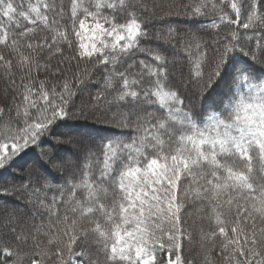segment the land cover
<instances>
[{
	"label": "snow or ice",
	"instance_id": "6c2138e0",
	"mask_svg": "<svg viewBox=\"0 0 264 264\" xmlns=\"http://www.w3.org/2000/svg\"><path fill=\"white\" fill-rule=\"evenodd\" d=\"M181 7L227 31L214 46L199 30L153 31L146 0H0V170L42 149L19 184H0L23 202L0 214V264H195L184 248L197 236L204 264L212 251L264 264V0ZM89 19L113 39L86 45ZM152 40L185 54L179 84L175 54ZM92 83L98 122L130 132L100 136V151L79 144L74 163L52 144L46 155L49 137L73 143L57 129L86 116L73 98Z\"/></svg>",
	"mask_w": 264,
	"mask_h": 264
},
{
	"label": "trees",
	"instance_id": "16d2710c",
	"mask_svg": "<svg viewBox=\"0 0 264 264\" xmlns=\"http://www.w3.org/2000/svg\"><path fill=\"white\" fill-rule=\"evenodd\" d=\"M146 2L148 4L149 9H151L154 13L157 14L155 19L149 21L150 26L155 25V27L152 29L153 31H159L162 27L166 28L167 26L170 25L173 28L179 29L181 36H185L190 32L199 30L200 34H202L203 36V39L207 41L209 45H213V41L221 38L227 31V26L221 25L222 31H220V36L218 37L216 35L217 29L212 27V23L210 19H204L202 22L197 23L194 22L189 17L183 15L184 9L181 7V4L186 3L187 0H146ZM65 3L68 4L69 0H65ZM169 11H172L174 14L166 15V13H168ZM175 13H179V14H175ZM86 23H87L86 26H88L89 24L92 27V21L90 19L86 20ZM209 33H211V35H209ZM73 39L75 40L76 38L73 37ZM100 39H104L108 41V40H112L113 38L101 37ZM148 43H150L154 47L159 46L161 49L166 50V53L168 54L170 59L173 57V54H175L176 63H177V67L175 69V79L177 84H179L180 82L181 72H183L185 78L187 77L188 68L186 66H183L185 65V60H181V57H184L185 54L182 51L173 48L165 40H152ZM209 55H211V53H209ZM138 57L144 58L143 53L138 54ZM148 59L151 58L148 57ZM207 71L208 69L206 68L205 72L207 73ZM98 88L99 85L96 83L89 84L85 92L73 98L74 99L73 111L78 113L81 108H84L86 116H80L78 118L69 119L57 129V132L63 134V137L66 140H70L71 138L70 141H73V143H65L63 145H57L55 140L52 137H49L46 143L43 145V151L46 155H51V153L49 152L50 149L47 147L49 144H52L54 147L58 149L62 148L63 152H65L64 155H66L65 156L66 160L70 159L68 160L69 163H74L76 161L77 156L83 155L81 153L79 144H83L85 146L92 145V142L94 140L95 144L92 146V150L100 151V149L102 148L99 139L100 136H103L105 134H116V135H119L121 133L128 134L130 132L129 129L116 128L110 123L98 122L99 112H97L96 110L95 102L89 103L90 100L89 93H91V96H95ZM3 92H4V83L3 81H0V97L3 96ZM194 93H195V89H193L192 92H185V95H187L189 97V101H191L189 106L191 107L194 105V111L199 112L200 111L199 97L198 96L194 97L193 96ZM189 101H186V103H188ZM99 107H100V111L102 112L107 111L106 107L103 104H101ZM107 115L109 118H111L110 112L107 113ZM64 127L67 130H70V132L74 133L73 136H69L67 134L60 132L61 128ZM41 151H42L41 148H31L30 150H28L27 155H21L17 157L15 162L12 164L11 167L7 169V171L0 170V184H12V180L14 182L17 181L18 182L17 184H19L21 182V179L27 176V172L31 164V159L39 157ZM68 153L71 155L74 154V156L73 157L70 156L68 158L67 157ZM93 162H95V158H93ZM33 171H37V170L33 169ZM49 171H51L52 174L56 177V181H52V183L61 184V185L64 183V177L61 172L52 169L50 166H49ZM0 201L2 203L7 202L14 206L21 205V207H23V202L20 201L18 197L15 196H3L0 197ZM4 210H2L0 214H2ZM196 241L197 242H194L192 244H189L187 241L185 242L184 255L190 260L194 259L195 264H204L205 257L198 243L199 236L196 237ZM167 258H168L167 253L163 254L162 259L166 261ZM209 258L214 260L215 264H220V260L218 257H216L214 251L211 252Z\"/></svg>",
	"mask_w": 264,
	"mask_h": 264
},
{
	"label": "rangeland",
	"instance_id": "374dc122",
	"mask_svg": "<svg viewBox=\"0 0 264 264\" xmlns=\"http://www.w3.org/2000/svg\"><path fill=\"white\" fill-rule=\"evenodd\" d=\"M87 24V23H86ZM96 38L97 40H99L101 37H97L96 36V33L92 30V27L88 24V26H85V28H84V30L82 31V39H83V42L86 44V45H90L91 43H92V41H93V38ZM64 129V130H63ZM63 131H66V132H63ZM60 132H62V133H64V134H67V135H69V136H73V134L74 133H72V132H70V130H67L65 127L64 128H61V130H60ZM71 133V134H70ZM76 134H78V133H76ZM70 140H71V138H70ZM48 148V147H47ZM51 154H52V152H51V150L49 151ZM64 153L65 152H63V149L61 148L60 149V154L62 155H64ZM69 154V153H68ZM67 154V157L69 158L70 156H74V154H72V155H68ZM66 156V155H65ZM68 160H70V159H68ZM11 183V182H10ZM12 183H18L17 181H13L12 180ZM12 207H14V205H12V204H9V203H7V202H4V203H2L1 201H0V213H1V211L2 210H4V209H11Z\"/></svg>",
	"mask_w": 264,
	"mask_h": 264
}]
</instances>
